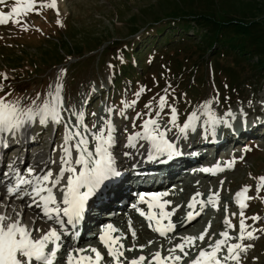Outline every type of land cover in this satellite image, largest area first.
<instances>
[{
	"label": "rangeland",
	"instance_id": "1",
	"mask_svg": "<svg viewBox=\"0 0 264 264\" xmlns=\"http://www.w3.org/2000/svg\"><path fill=\"white\" fill-rule=\"evenodd\" d=\"M13 3L15 0H6V5H0V11H9ZM185 5L191 7V10L203 11L202 13L214 15L218 19L233 17L238 21L255 19L261 23V26L264 23V0H57L59 16L56 10L43 8L40 14L33 11L20 17L21 24L12 23V19H16L13 17L9 23L0 25V73L8 76L3 82L4 87L0 89V96H4L7 100L23 97L26 98L24 102L27 104L36 98L37 93H40L42 101L49 85L53 84L60 71L64 70L65 74L61 78L64 106L67 108L74 105L76 109L83 107L84 110L81 102L87 98L90 102L86 105L88 110L84 123L91 129L94 123L99 124L100 117L103 116H96L99 107L97 96L100 92L102 105L108 103L105 101V92H108L111 101L108 104L119 110L122 100L131 101L134 99V93L143 87L146 91L139 97L135 108L127 111L128 120L113 116L114 123L119 129L118 140L122 147L124 125H128L129 132H132L131 117L137 112H146L144 105L149 100L155 105L159 96L164 94L166 87L169 88L168 103L173 104L178 111L177 125L182 126L193 111L199 117L196 121V130L194 132L189 130L187 138H184L190 144L201 142V135L207 136V139L210 137L211 131H205L208 127L204 123L207 116L200 106L204 101L213 100L210 106L212 112L217 118L223 117L231 124V127H225L224 124L217 125L218 131L231 129L234 124H238L237 132L224 131L226 137L222 138L220 146L223 152H214L213 156L216 158L213 159L216 163L221 161L223 165L232 160L235 163L232 168L223 170V173L219 172L220 175L218 173L214 181L210 179L206 183L207 186H200V191L208 193L204 195L205 200L210 190L212 193L219 191V210L216 216H206L204 213L205 219L202 213L200 218L203 223H196L197 226L184 231V234L198 236L211 222L208 236H211L214 242L220 238L219 233L225 230L223 224L225 205L231 223L236 226L230 234L235 237L239 232L240 215L234 196L244 186H250L247 195L253 197L247 201L248 207L244 210V215L261 217L255 225L250 219L247 220V224L255 228L264 227V188L259 194L256 191L258 178L264 176V71H253L251 61L246 62L234 53L216 54L211 49L206 55H201V51L194 50L193 42H198V35H193L192 41H178L175 39L177 32H174L168 34L167 47L164 51H159L158 55L152 58L153 61L145 63V55H137L140 60L138 64L135 62V65H132V62L131 68H127L126 73L123 70L116 71L118 77L116 80L124 76L123 79L118 80V86L115 87L114 82L107 78L108 75L113 74V70L125 57V53L123 55L120 52L121 48L125 49V46L131 42V50L136 52L134 42L137 41L140 47L141 44L146 43L142 37L145 32L143 30L153 19L169 17L172 10H179V7ZM57 19L61 24H57ZM23 24L28 25L27 30H23ZM136 30L140 31L135 33ZM96 44L100 45L98 50H91ZM163 45L165 43L160 46ZM150 48L151 46L141 47L140 52L146 53ZM118 51L121 54L118 64L112 67L106 66L107 60L112 63ZM100 52L101 55L98 56ZM101 85L104 88L109 87V91H105ZM93 88H95L94 92L91 91ZM113 89H115L114 93H112ZM5 93L8 95L5 96ZM229 110L233 116H226ZM92 113L96 115L93 116ZM152 114L155 115V112ZM162 115V123H167V107ZM73 123H75L74 119ZM140 123L141 120H137L136 130H139ZM176 131L173 129V132L168 134V139L175 137ZM63 133V124L56 129L51 125L42 129L36 124L27 133L26 139L36 141L33 146L30 145V148H41L50 152L52 147L61 143ZM237 133L240 137L235 139ZM223 134L221 133L222 136ZM230 141H234L233 148ZM27 149H29L28 145ZM204 149L208 150L209 147L206 146ZM46 152H44L45 156ZM197 181L204 182L200 176ZM175 189L174 197L176 199L181 197L182 201L186 200L185 192L190 188ZM195 189L194 191H197ZM195 193L193 192L192 196ZM210 207L212 208L207 206L204 212ZM233 213L236 215L233 216ZM140 232L148 234L143 230ZM257 236L255 240L240 241L254 245L246 253L241 254V264H264V232H258ZM148 241L150 240L145 238L142 243L147 246L146 249L152 251L155 245L164 242V239H151L153 241L151 245H148ZM208 243L206 237L203 244L197 241V246L204 247ZM194 255L195 253L193 257ZM181 264H188V259H184Z\"/></svg>",
	"mask_w": 264,
	"mask_h": 264
},
{
	"label": "snow or ice",
	"instance_id": "2",
	"mask_svg": "<svg viewBox=\"0 0 264 264\" xmlns=\"http://www.w3.org/2000/svg\"><path fill=\"white\" fill-rule=\"evenodd\" d=\"M0 5H6V0H0ZM43 8L54 9L59 16L57 0H15L7 12L0 11V25L9 23L21 24L19 19L28 13L35 11L40 14ZM57 24L61 21L57 19ZM27 30L28 25H22ZM109 67H112L109 65ZM65 74L61 70L53 84L49 85L44 99L41 101L40 93L29 103H25L23 97L15 100H7L0 96V146L8 148L10 141H17L25 137L31 128L38 124L41 128L51 125L53 129L61 124L64 126L62 141L52 147L48 160L40 167L28 166L23 170L16 167L15 160L7 165V171L0 173V264H56L58 253L65 247L64 237L75 236L66 226L73 229L83 218L85 207L90 197H93L102 189L106 181L121 175L116 166L115 149L119 146V129L114 123L113 116L128 120L127 111L134 109L139 97L146 91L141 87L134 93L131 101L122 100L119 110L111 105L104 106L106 115L100 117L99 124L94 123L89 129L84 123L85 112L83 107L76 109L74 105L65 108L63 98L62 77ZM0 89L4 87V81L8 76L0 73ZM103 87V85H101ZM170 87V86H169ZM95 91V88L91 90ZM8 93H5L7 96ZM91 95V93H90ZM169 88L164 89V94L153 105L149 100L144 108L146 112H137L131 117L132 132L128 125H124V144L121 154L130 157L133 149H146L147 159H157L166 155L169 159L178 155L174 140L168 139V134L176 129L175 139L187 138L189 130H196L197 113H190L182 126L177 125L178 111L173 104L168 103ZM90 101L85 98L82 105L86 106ZM213 100H207L200 106L207 120L208 127L205 131H211L215 136V127L220 124L231 127L228 120L217 118L211 110ZM168 108L167 123H162L165 108ZM155 112V115L152 113ZM95 116V113H92ZM227 116H233L229 110ZM73 119L75 123H73ZM137 120H141L139 130ZM34 139V137H33ZM53 143L55 141L53 140ZM55 154V155H54ZM243 159V157H241ZM235 161H227L226 168H232ZM219 164L214 168H203L205 173L215 174L223 171ZM223 184V181H221ZM250 186H244L235 193L234 201L239 208V232L233 237L230 232L235 230V225L228 217L227 205H225V217L223 224L225 230L219 233L220 238L212 241L208 236L211 222L198 236L185 235L179 237L180 242L167 249L168 254H161L160 250L146 257L141 254L129 260L125 251L132 252L137 248L143 252L145 245H133L125 248L121 242L122 237L112 224H107L99 234V241L107 250L109 264H181L188 259V264H241V254L246 253L252 244H244L240 241L255 240L258 232H264V227L255 228L253 225L261 219L259 215L246 217L244 210L248 207L247 201L253 199L247 195ZM264 188V176L258 178L257 194ZM170 193H161L147 199L144 195L139 197L140 204H146L145 212L138 205L133 208L149 222V227L161 237H167L176 230V223L172 217L182 207L176 205L171 210L170 200H160V197ZM202 193H195L188 201V211L182 220L191 223L203 209L211 205L219 210V191L210 194L207 200L200 199ZM158 209V211H154ZM233 216L236 213L232 214ZM251 220L253 225L247 224ZM167 223H163V221ZM129 231L133 238L136 232L129 221ZM207 237L209 243L204 247L197 246V241L204 243ZM237 242H232V241ZM153 241H148L151 245ZM179 253V254H177ZM193 253H195L193 257ZM105 256L96 248H69L64 257L65 264H101ZM255 259V258H253Z\"/></svg>",
	"mask_w": 264,
	"mask_h": 264
},
{
	"label": "trees",
	"instance_id": "3",
	"mask_svg": "<svg viewBox=\"0 0 264 264\" xmlns=\"http://www.w3.org/2000/svg\"><path fill=\"white\" fill-rule=\"evenodd\" d=\"M186 5H188V3H186ZM186 5L185 7H179V10H172L169 17L166 16V18L153 19L152 23L143 30L145 32L142 37L145 39L144 41L146 43L141 44V47L145 45L151 46L146 52L148 58H151L158 48L164 46H160L162 43L168 45L166 37L169 33L180 30L181 32H179L180 34L178 35L179 40L192 41L193 37H190L191 39L186 38L183 33L190 29H194L196 36L198 35L199 37L198 42H193L195 45L194 50L201 51V55H206L211 49L213 50L212 52L216 54L221 52L234 53L246 62L251 61L252 68L254 67L256 70L249 67L250 69L258 72L263 71L264 28L258 20L238 21L233 17L218 19L214 15L202 13L203 11L191 10V7ZM139 31L140 30H136L135 33ZM145 34L146 36H144ZM136 42L137 41L134 42V49L136 52L131 50L130 44H128L125 49L121 48L123 55L124 53L125 55L129 53L130 56H128L127 59L130 63L138 60L136 55L140 56L143 54L140 52L141 47ZM99 46L100 45H95L91 50L98 49ZM115 57L116 64L121 59L120 52H117ZM121 63H123V61Z\"/></svg>",
	"mask_w": 264,
	"mask_h": 264
},
{
	"label": "bare ground",
	"instance_id": "4",
	"mask_svg": "<svg viewBox=\"0 0 264 264\" xmlns=\"http://www.w3.org/2000/svg\"><path fill=\"white\" fill-rule=\"evenodd\" d=\"M227 116V115H226ZM223 118V117H222ZM223 119H225V118H223ZM218 126H216V129H215V136H213L212 134H211V136H210V140H211V142H212V145H209L210 147H209V150H212L213 152H211V153H214V152H216V151H220V152H223L222 150H223V148L222 147H220L221 145H222V135H221V132L220 131H218ZM221 135V136H220ZM27 136V134L25 135V137ZM24 137V138H25ZM119 137V136H118ZM122 139V141H123V143H124V137H122L121 138ZM169 140H174L175 141V144H179L180 142H183V143H187V141L184 139V138H180V139H175V137H173V138H171V137H169ZM121 143V142H120ZM141 143H144L145 144V148L144 149H139V150H135V149H133V150H131V151H133V155L132 156H130V157H125V156H123L121 153L123 152V151H125V149L122 147V146H120L121 144H119V146L118 147H116V149H117V151H116V149H115V154H116V162H119V161H123V160H134L135 158H137V157H139L140 155H143L145 152H146V149H147V147H148V142H146V141H142ZM182 143V144H183ZM207 144H211V143H207ZM123 145V144H122ZM192 145H195V144H192ZM39 151V152H38ZM45 151H41L40 152V149H37V148H35V149H33L32 148V150H31V152H30V155H32L33 156V158L32 159H29V160H23V161H21V163H23V168L21 169V170H23V169H25L26 167H28V166H36V167H40L41 165H42V163L43 162H45V161H47L48 160V155L46 154V156H45V153H44ZM117 152H118V154L119 155H117ZM43 153V155H41ZM192 154H195L196 155V157L199 159V160H201L202 158H204L205 157V152L204 151H195L194 153H192ZM179 156H181V154H178ZM44 156V157H43ZM183 157L184 158H186L187 160H189L190 159V156L189 155H183ZM121 158V159H120ZM211 158H212V156H211ZM215 158V157H214ZM34 159H36L35 161H34ZM175 159L177 160V161H181L182 159H181V157H175ZM217 164H219L221 167H223L224 169L226 168V167H224V165L221 163V161H218L216 164H212V165H209L207 168H214V166H216ZM220 171H217L214 175L213 174H211V178L210 179H212V181H214L216 178V175L219 173ZM208 174H210V173H208ZM214 178V179H213ZM199 182V181H198ZM202 182V181H201ZM120 186V184H118L117 185V178L116 177H114V178H112V179H110L109 181H106L105 182V185L102 187V189L100 190V191H98V193L97 194H95L93 197H90L89 198V201H88V203L86 204V207L85 208H89V211H90V209H91V207L92 206H94V205H100L99 207H101L102 209H104V208H106V207H110L111 206V204H110V202H109V199H108V196H110L111 195V193L113 192V190L112 189H114V188H117V187H119ZM200 186L202 187V184H199V188H200ZM108 188V189H107ZM198 188V190L197 189H195V190H197V191H195L196 193L197 192H199V193H202L203 195H202V197H200V199H204L205 200V198H204V195L206 194V192H202V191H200L201 190V188L199 189ZM186 191V190H185ZM165 192H168V193H170L168 196L169 197H173L172 198V203H171V206L170 207H168L167 208V210H171V208H174L176 205H181L182 207L180 208V210L176 213V215L175 216H173L172 217V220H173V222L174 223H176V225H177V227H176V230H175V232H173V233H169L168 234V236L167 237H161L160 235H157V238L158 237H161V238H163V239H165V240H167V242H162V243H159V244H157L155 247H154V249L152 250V251H150V250H148V249H143V252L141 253V251L140 250H138V248L135 250V251H132V252H128L127 253V251H125V256L128 258V259H132L133 257H138V256H140L141 254H143L144 256H146V257H151V254L152 253H154V252H156L157 250H160L161 251V254H162V256L163 255H167L168 254V252H167V249H169V248H171L175 243H179L180 242V240H179V237H181V236H185V235H187V234H184V231H187V230H189V229H191V228H193L195 225L197 226V224L196 223H203V220L200 218V215L194 220V221H192L191 223H184L183 222V220H182V217H184V215H185V213L188 211V209L186 208V207H184L185 205H187V203H188V201L190 200V198L192 197V193L191 192H189V193H187L188 194V196H187V198H186V200H184V201H182V200H179V199H176V197H174L175 195H174V191L173 190H169V189H166V188H157L155 191H150V192H148L146 195H144L147 199H151V197L152 196H155V195H158V194H161V193H165ZM115 193H117L116 191H115ZM160 200L162 201V200H167V197H164V196H162V197H160ZM208 206H211V205H208ZM141 208L145 211V212H147V205L146 204H144V205H142L141 206ZM207 208V206L203 209V211H202V213L204 214V213H206V212H204V210ZM155 211H158V209H154ZM201 213V214H202ZM202 216V215H201ZM201 219V220H200ZM136 220V217H134L133 218V221H135ZM165 224L167 223V221L165 220V221H163ZM101 223H103V222H101ZM138 223H140L141 224V226L142 227H145V224L147 225V222L146 221H142L141 220V222H138ZM121 233V232H120ZM119 234V233H118ZM128 235L129 236H132L131 235V232L129 231V233L128 234H126V238L124 239V240H127L128 239ZM192 236H195V235H192ZM122 239H123V237H122ZM143 239H144V236H143V234H141L140 232H139V235H138V238H137V240H138V245H143V243H142V241H143ZM169 244H172V245H169ZM168 245H169V247H168ZM97 248V247H96ZM134 253V254H133ZM177 254H179V253H177ZM63 260L64 259H62V260H58V262H63ZM187 261V260H186ZM57 262V263H58ZM105 263H107L108 264V260H107V258H106V260L105 261H103V262H101V264H105Z\"/></svg>",
	"mask_w": 264,
	"mask_h": 264
}]
</instances>
